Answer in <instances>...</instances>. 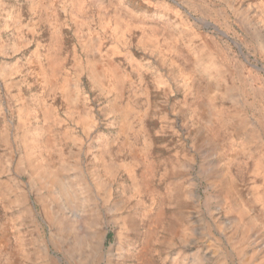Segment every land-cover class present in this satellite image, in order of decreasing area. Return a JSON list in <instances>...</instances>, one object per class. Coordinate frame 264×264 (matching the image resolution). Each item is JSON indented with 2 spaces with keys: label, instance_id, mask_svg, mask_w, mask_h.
<instances>
[{
  "label": "rangeland",
  "instance_id": "obj_1",
  "mask_svg": "<svg viewBox=\"0 0 264 264\" xmlns=\"http://www.w3.org/2000/svg\"><path fill=\"white\" fill-rule=\"evenodd\" d=\"M67 3L0 0V19L11 13L23 25L16 41L18 31L4 30L0 21L3 73L20 69L16 61L31 57L39 45L43 59V65L22 67V76L18 70L10 88L0 76V264H242L231 237L236 207L224 192L232 185L233 198L244 204L254 187H262L261 178L252 156L233 142L246 132L220 127L209 103L228 110L224 122L248 121L244 131L256 132L264 153V0H103L108 13L133 26L121 41L98 36L87 49L70 17L89 16L99 31L94 6L102 3L75 0L66 11ZM143 30L150 40L142 41ZM198 50L200 63L213 64L218 73L219 89L197 68ZM92 70H106L110 81L93 83ZM24 76L30 90L16 83ZM66 90L70 98L64 97ZM10 91L24 99L27 115L52 125L41 143L45 154L36 160L57 171L66 159L65 172H57L62 181L53 188L75 183L85 192L91 187L81 195L82 206L68 203L66 191L59 193L61 207L52 211L65 213L73 228L47 215L51 206L42 196L57 194L40 180L33 182L31 168L20 164L24 147L16 140L20 114L15 110L22 101L12 100ZM31 94L36 102L29 101ZM126 104L144 114L145 122L131 116L110 127L114 114L107 112ZM67 112L76 121L54 122ZM75 125L74 134H67L66 126ZM101 137L110 139L100 154L109 167L107 184L97 190L91 185V158ZM137 202L150 212L129 216ZM120 220L125 222L121 235ZM182 257L183 262L172 261Z\"/></svg>",
  "mask_w": 264,
  "mask_h": 264
},
{
  "label": "bare ground",
  "instance_id": "obj_2",
  "mask_svg": "<svg viewBox=\"0 0 264 264\" xmlns=\"http://www.w3.org/2000/svg\"><path fill=\"white\" fill-rule=\"evenodd\" d=\"M68 1L69 3L65 4V7H64L66 11H68L69 6L74 7L75 0H68ZM93 1L102 3L100 5H97L95 3L97 6H94L97 8V11H98L97 19H98V24L101 27L99 31L92 28L93 19H91L89 16L80 18V16L77 15L76 13H72L70 17V19L74 20L75 23H77L78 25L77 39L84 49H87L92 39L97 38L98 36L103 37V38H110V40L112 39L115 42H119L121 41L123 36L127 33V31L131 29L130 27L133 26V24H127V20L125 19V17L123 16L114 17L111 13H108V8L105 5V3H103V0H93ZM156 18L160 20L162 17L160 15H156ZM0 21L2 23L4 30L8 31L9 28L12 27L13 29H16L18 31L16 35L17 38L15 39L16 41H19L20 38H22L23 25L22 23H19V20L18 21L15 20V17L14 16L12 17L11 13L4 14L2 18L0 19ZM207 23L208 22H206V25ZM165 25L166 26L168 25L167 27L170 29L172 27V24L169 22H166ZM83 27H87L88 31L79 30V28L82 29ZM146 32L145 30H143L141 33L143 42L150 40L149 35H145ZM221 33H224V32H221ZM27 44H28V41L24 43V45H27ZM4 50L6 49H3L2 51ZM14 50H19V49H14ZM111 50L115 52L116 47L112 48ZM7 52L5 51L4 54H7ZM41 55H42V50H41V46L39 45L35 53L31 55V57L22 58L16 61V66L20 67V69H18L20 71V75L22 76L23 74H26V69L22 68L25 65H28L30 67V65L33 62H38L43 65V59L40 57ZM201 57H202V54L198 50L197 68L201 71V73H203L204 75H206V77L212 80L216 88L219 89L221 87V83L218 77V73L215 71V68H213V64L204 65L203 63H200L199 60L201 59ZM169 60L172 62H175V58L174 59L169 58ZM18 70L10 71L5 74L1 70V66H0V76L2 80L4 81L6 87L10 88V85L15 82V80L13 79V75L16 74ZM106 72H107L106 70L105 72H97L98 73L97 75L95 70L94 71L92 70V73L90 71L91 78L93 79V83H96L95 80L96 81L98 80L99 82H105V81L109 82L110 75L109 73H106ZM26 79H27V76H24L20 80H18L16 83L19 85H22V83H25L23 88L30 90L31 85L27 84ZM131 88H135V87L131 86ZM139 92H142V91H134L135 94ZM217 95L219 94H215V97ZM9 97L12 98V100L14 101H20V100L22 101L19 105V108L15 110V112L20 114V116L18 117V123L16 127V130H17L16 140L17 142H22L23 147H24L23 148L24 156L20 159V164L22 162L26 163V166L24 168L25 170L26 169L30 170L31 168L30 178L33 182H37L40 180L43 183L41 184L42 187H47L50 190H52L51 191L52 194H57L56 196L51 195L50 197L48 195L42 196L43 202L44 203L47 202L48 206H51L50 207L51 210L49 209L50 211L49 210L47 211V215L48 216L56 215L58 216L59 220L63 224L69 225L71 228H73L74 223L70 222L69 218H66L65 213H59L57 211H52L56 208L60 209L61 207L59 202L62 200V198L61 196H59V193L63 194V192L66 191L65 194H68V196H70V198H67L66 201L68 203H72L74 200V201H77V203L80 205L81 201L85 199L81 197V195L85 194L86 191L87 193H89V189L91 187H86L85 192H81L82 190L78 189V185L75 183L73 184L67 183L68 187H66V189H64L65 187L61 188L60 190L53 188V186H55L58 183V180L60 182L62 181V179H60L61 176H59L57 172L58 171L65 172V170L67 169V165H65V163L67 162L66 159L61 161L60 163L61 167L58 168L57 171L50 169L47 163H42L36 160L45 154V149L43 148L41 143L46 138V130H48L52 125L51 126L45 125L44 123L46 122V119L45 120L40 119V118L37 119L34 114L27 115V109H26L25 103H23L24 99H22L21 96L14 95L10 91ZM64 97L70 98V93L68 92V90H66ZM130 97L132 98V100L137 98L136 96H130ZM29 101L36 102L34 94H31L29 96ZM209 105H211L210 106L211 115L214 117L215 122L217 123L219 122V120L221 121V123L219 122L220 127H224V128L229 127L230 129V125H234L235 133L241 134L243 132H246L243 140L240 141L237 138V140L233 142L234 143L238 142V145L241 147V151L247 155L252 156V158L254 159L255 172H257L261 178L262 187L260 186L254 187L253 197L248 202H245L244 204L240 202L241 203L240 205V203H237L236 199L233 198V195L235 194V191H234L235 189L233 188L232 185H229L230 189L224 192L225 200L229 199L228 201H230L229 203L230 206L234 208L236 207L234 209L235 213H234V217L232 218V224L230 226L232 228L231 237L233 239V246L239 253H241V256L244 257L242 264H255L254 262L255 259H259L260 257H262V255L264 258V153L258 150L259 146H258V142L256 141V139L258 138L256 132L254 131L253 133L252 132L250 133V132H247L246 130L244 131V128H246L249 124L248 121L239 120L236 123H230V124L227 122H224L226 117L223 116V114L224 112L227 114L228 110L221 106L219 107L213 104L212 102H210ZM133 112H134V108H132L130 104H126L125 106H120V107L117 105L114 106L113 111L111 109L109 112H107V114H110V113L114 114V116H112L111 119L109 120L110 127L119 124V122L125 123V121H127L131 116H135L138 124L142 125L145 122V115L139 112H134V113ZM67 120L69 122H73V121H76V117H74L71 112H67L64 119L55 118L54 122L59 124V123H65ZM76 124H81V122L78 121ZM76 128H78L76 125H75V128L66 126V130H67L66 133L68 134L72 132V134H74V129ZM214 128H215V125L212 126V129ZM112 131H116V129L112 128ZM100 139L101 140H99L98 143L94 146V148L96 147H99V148L96 149V152H93L94 157L91 158V161H92L91 168L93 169L91 171V174H92L91 185H93V188L97 190H99L101 187L107 184V180L105 179V175H106L105 170H107L109 167V164L104 160L102 156H100V154L104 153L107 150V147L110 144V139L106 137H101ZM221 177H222L221 181L225 182L224 175H222ZM133 190H134L133 184L132 186H130V190L126 189V191L130 192L131 194L130 196H128V198H130L133 195L132 193ZM112 195L113 194L111 193L109 196H112ZM253 202H255V204H253ZM65 205L66 204L64 203L62 205V208H64ZM82 205L83 204H81V206ZM48 206L44 205L45 208H47ZM148 212H150L149 206L143 205L137 202L135 207L131 208L129 212L130 213L129 216L130 215L136 216L138 214L145 215ZM129 216H127L126 218H128ZM119 224L121 225L119 235H121V233L123 232V227H124L125 222L120 220ZM253 237L254 239L251 240ZM21 247L19 248L20 253L21 255H24ZM250 249H252V251H250ZM248 251L250 252V254H248ZM197 256L199 259L200 255H197ZM183 260H184V257L179 258V259H174L172 261L174 263H177V262H183ZM260 264H264V259H263V262Z\"/></svg>",
  "mask_w": 264,
  "mask_h": 264
}]
</instances>
